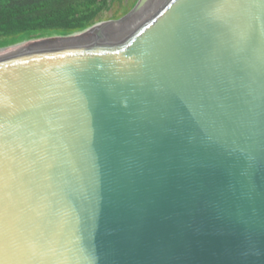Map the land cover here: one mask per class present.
Masks as SVG:
<instances>
[{"label":"water","instance_id":"water-1","mask_svg":"<svg viewBox=\"0 0 264 264\" xmlns=\"http://www.w3.org/2000/svg\"><path fill=\"white\" fill-rule=\"evenodd\" d=\"M0 264H264V0L0 48Z\"/></svg>","mask_w":264,"mask_h":264},{"label":"trees","instance_id":"trees-1","mask_svg":"<svg viewBox=\"0 0 264 264\" xmlns=\"http://www.w3.org/2000/svg\"><path fill=\"white\" fill-rule=\"evenodd\" d=\"M116 1L0 0V48L83 32Z\"/></svg>","mask_w":264,"mask_h":264},{"label":"rangeland","instance_id":"rangeland-1","mask_svg":"<svg viewBox=\"0 0 264 264\" xmlns=\"http://www.w3.org/2000/svg\"><path fill=\"white\" fill-rule=\"evenodd\" d=\"M138 0H121L113 3L111 9L103 14L100 22L118 21L129 15Z\"/></svg>","mask_w":264,"mask_h":264}]
</instances>
